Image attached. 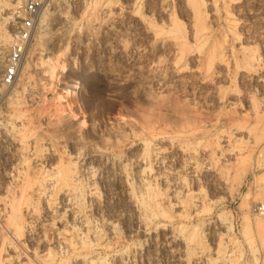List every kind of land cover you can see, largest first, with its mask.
I'll use <instances>...</instances> for the list:
<instances>
[{"label": "rangeland", "instance_id": "374dc122", "mask_svg": "<svg viewBox=\"0 0 264 264\" xmlns=\"http://www.w3.org/2000/svg\"><path fill=\"white\" fill-rule=\"evenodd\" d=\"M259 205L264 0H43L0 86V264H264Z\"/></svg>", "mask_w": 264, "mask_h": 264}, {"label": "built area", "instance_id": "2783aa9c", "mask_svg": "<svg viewBox=\"0 0 264 264\" xmlns=\"http://www.w3.org/2000/svg\"><path fill=\"white\" fill-rule=\"evenodd\" d=\"M43 0H24L13 12L11 41L5 52H0V86L12 84L21 67L28 42L36 27ZM257 209L264 211V206Z\"/></svg>", "mask_w": 264, "mask_h": 264}, {"label": "bare ground", "instance_id": "6f19581e", "mask_svg": "<svg viewBox=\"0 0 264 264\" xmlns=\"http://www.w3.org/2000/svg\"><path fill=\"white\" fill-rule=\"evenodd\" d=\"M0 5H1V3H0ZM46 12V11H45ZM42 20H44V15H43V18L41 19V21ZM2 35H3V33H2ZM7 37H8V33L6 34V35H3V37H2V42H4V41H8L7 40ZM1 40V39H0ZM4 40V41H3ZM51 57V56H50ZM48 58L47 60H48V68H49V70H50V75H53L54 73H55V71H56V69L57 68H60V69H65L66 68V60L64 59V57H63V59H62V57L60 56V55H58L57 57H56V60L55 61H50L51 60V58ZM24 63V62H23ZM19 73V72H18ZM48 74V75H49ZM49 75V76H50ZM52 77V76H51ZM76 85V84H75ZM74 85V86H75ZM65 91H66V94H68L69 93V91L71 92V90H68V88L67 89H65ZM71 94V93H70ZM61 96V95H60ZM63 96H65V95H63ZM59 98H61V97H59ZM65 98V97H64ZM65 101L66 100H68V99H64Z\"/></svg>", "mask_w": 264, "mask_h": 264}]
</instances>
